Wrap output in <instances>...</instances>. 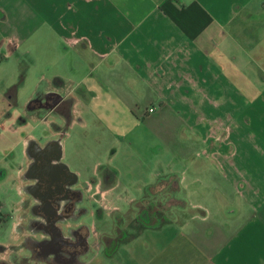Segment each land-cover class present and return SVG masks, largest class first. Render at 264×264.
I'll return each mask as SVG.
<instances>
[{"label":"crops","instance_id":"obj_1","mask_svg":"<svg viewBox=\"0 0 264 264\" xmlns=\"http://www.w3.org/2000/svg\"><path fill=\"white\" fill-rule=\"evenodd\" d=\"M52 42L60 58L70 57V74L38 80L23 112L17 93L28 70L0 91V183L8 188L0 237L16 214L18 233L47 237L25 238L32 264H264V0H0V62ZM110 93L135 124L167 112L179 140V166L162 169L139 196L127 194L125 210L109 198L121 186L119 165L71 133L92 121L125 140L111 129L121 116L104 117ZM51 95L57 100L45 106ZM209 100L220 102L221 117L202 111ZM51 115L53 128L37 132ZM220 119L230 144L217 139ZM200 123L204 131H195ZM14 188L22 189L16 199ZM64 188L76 194L67 211L54 203ZM159 204L176 214L157 223L147 210ZM136 216L142 226L122 239L123 222ZM110 219L119 222L113 234L105 230Z\"/></svg>","mask_w":264,"mask_h":264},{"label":"rangeland","instance_id":"obj_2","mask_svg":"<svg viewBox=\"0 0 264 264\" xmlns=\"http://www.w3.org/2000/svg\"><path fill=\"white\" fill-rule=\"evenodd\" d=\"M49 48L50 50H42L41 48V52L40 50L37 51V48L35 50V56L27 55L26 58V55H23L22 57L24 58L22 60L18 57V55L20 56V51L16 50L15 54L12 57L3 59V61L0 62L1 92L6 88V83L8 81L18 80L17 75L19 72H25L28 70V75L26 77L24 85L20 88L18 87L16 110L20 112H23L25 110L28 100L31 98V96L34 95V85L38 80L48 81L53 78L54 73L67 75L72 72L70 66V63L72 62L70 61V57L67 55L66 57L60 58V52L58 51V49L57 52L53 51V42L49 45ZM28 57H30L32 60H28ZM74 63L76 64V66H80L82 64H79L78 61H74ZM101 92L102 91L100 90V93ZM258 96L259 95H257L256 98L252 101L257 100ZM236 97L237 96L235 95L233 98L234 108L232 109V115L234 116V119H237L238 121L237 114L239 113L241 108L239 107L240 105H238L240 102L236 100ZM104 100L110 102L111 106L107 107V109L104 111V117L110 119L113 117L121 116V123L119 122V125L116 126V128L111 129L118 133L124 132L125 140H122L121 142L115 140L112 137V134L108 133V129L105 130V128L102 127L101 124L98 125L96 122L92 121H90L85 126L78 125V127L72 129L71 133L73 137H80V135H83L85 137V143L88 152L90 151L94 153L95 156H100L105 161H109L110 159L113 163L119 165L122 176L121 186L113 191L112 195L109 196V198L113 200H116L118 198L116 202L122 205L121 208L125 210L126 208H128L125 204V197H127V194L129 196L134 195V197L139 196L142 191L141 189L145 185V183L154 181L158 172H161L162 169H176L177 166H179V164L175 162V160L172 161L174 151H177L178 149L179 140L176 137V126L173 125L171 121L172 118L167 112L157 115L156 118L158 119L156 121L154 119H150L146 123L135 124L132 119L123 114L124 108L122 104L119 103L117 96L110 93ZM121 101L125 103L122 99ZM218 104H220L219 101L210 102L209 100L206 105V109H202V111L206 112V110L210 108L214 112H212L213 115H218L221 117L223 115V111L218 107ZM186 105H190L189 100ZM144 109V106L141 105L139 111H144ZM246 110L247 109H245V111ZM249 110L250 109H248V111ZM93 111L99 113V111L101 110H98L96 108ZM134 111L137 112L136 109ZM152 111L153 108L149 107L147 109L148 113H151ZM248 111L246 113H248ZM131 115L133 116V114ZM164 117L170 119V121L163 124L161 119ZM107 118L105 119L107 120ZM186 119H188V117H186ZM220 122L221 124H223L221 125V128H224V131H219L220 127H217V139L221 141L228 140V144H230L229 142L233 141L231 128H229V125L224 124L223 120L220 119ZM200 124L201 125L197 127L195 126V131H199L202 129L204 131L205 125L202 123ZM34 125L35 122L31 121L29 128ZM52 128L53 115L49 116L44 125L40 127H38L37 125L35 126V129L37 130V132H40V134H45V130L50 131ZM42 129H44V132L42 131ZM125 134L127 135L125 136ZM255 134L257 136L256 131ZM223 144L228 146L227 143ZM185 145L187 149V143H185ZM112 150L117 152L115 158H112ZM0 159L4 160V154L2 152L0 153ZM16 162L10 160L9 165L14 166ZM0 171H2V169H0ZM129 183H131L132 186H129ZM6 187L7 185H5V183H0V199L4 198V196H7L8 188ZM153 207L154 208H149L147 211L149 215H151V217L156 219L157 223L164 222V220H167L172 216V214H176V211L174 212L173 210L169 211V213L164 210L165 212L163 211V214L160 204ZM155 208L160 209V211H156ZM114 222L115 225L119 224V222L112 221L111 219L110 221H108V225H106L105 227V230L108 233H111L112 231L114 232ZM123 223L124 227L121 231H119V234L120 232L123 234L122 239H128L129 236L133 235L137 231V229L142 226V223L137 216L136 218L134 217V219L128 218V220ZM113 232L111 234H113ZM116 239L118 240L121 238L116 237Z\"/></svg>","mask_w":264,"mask_h":264},{"label":"clouds","instance_id":"obj_3","mask_svg":"<svg viewBox=\"0 0 264 264\" xmlns=\"http://www.w3.org/2000/svg\"><path fill=\"white\" fill-rule=\"evenodd\" d=\"M21 191L22 189H12L13 199H16ZM23 199H27V197ZM23 199L17 200V203H22ZM30 202L31 204L38 203L35 199ZM13 220L14 223L11 229L5 231L3 237H0V245H3L5 249L3 252H0V262H4V264H22V261L27 260L28 264H32L33 259L31 250L23 247L25 238L31 236L34 240L39 241L47 237L42 233H30L27 231L18 233V226L22 224L23 221L18 219L16 214H14ZM68 227L69 226L66 225L63 232L65 238H69V233L67 231ZM48 259L52 260V256H49Z\"/></svg>","mask_w":264,"mask_h":264},{"label":"flooded vegetation","instance_id":"obj_4","mask_svg":"<svg viewBox=\"0 0 264 264\" xmlns=\"http://www.w3.org/2000/svg\"><path fill=\"white\" fill-rule=\"evenodd\" d=\"M57 96H55V95H51V96H48V98L45 100V106L46 105H51L55 100H57ZM50 101V102H49ZM43 106V105H42ZM61 106H64V104L63 105H61ZM44 107V106H43ZM61 107H59V109H60ZM44 159L46 160V163H45V165H47L48 163H49V161H48V156L47 155H45L44 154ZM51 167H53V166H51ZM50 181H53V175H51L50 176ZM61 191V193H62V196H65V198H67L68 199V201H70V199L71 198H73V196H74V194L75 193H73L71 190H68L67 188H64V189H62V190H60ZM76 195V194H75ZM50 196H51V200H52V202H53V192L50 194ZM67 201V202H68ZM66 206H67V204H65V208H63V210H65V211H67V208H68V206H67V208H66ZM69 208H70V206H69Z\"/></svg>","mask_w":264,"mask_h":264},{"label":"water","instance_id":"obj_5","mask_svg":"<svg viewBox=\"0 0 264 264\" xmlns=\"http://www.w3.org/2000/svg\"><path fill=\"white\" fill-rule=\"evenodd\" d=\"M68 201L67 198H65V196H62V193L60 190H58V195L57 197L54 198V203L57 205L58 209H62V205L66 204ZM65 206V205H64Z\"/></svg>","mask_w":264,"mask_h":264},{"label":"trees","instance_id":"obj_6","mask_svg":"<svg viewBox=\"0 0 264 264\" xmlns=\"http://www.w3.org/2000/svg\"><path fill=\"white\" fill-rule=\"evenodd\" d=\"M171 207V206H170Z\"/></svg>","mask_w":264,"mask_h":264}]
</instances>
